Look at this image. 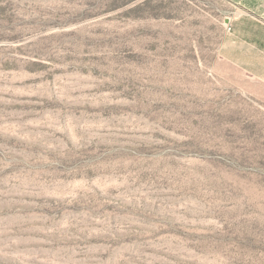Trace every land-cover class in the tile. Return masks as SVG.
<instances>
[{"label":"rangeland","instance_id":"rangeland-1","mask_svg":"<svg viewBox=\"0 0 264 264\" xmlns=\"http://www.w3.org/2000/svg\"><path fill=\"white\" fill-rule=\"evenodd\" d=\"M0 264H264V0H0Z\"/></svg>","mask_w":264,"mask_h":264}]
</instances>
